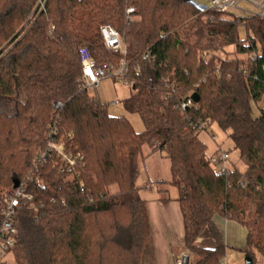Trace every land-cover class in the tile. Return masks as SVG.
I'll use <instances>...</instances> for the list:
<instances>
[{
	"label": "trees",
	"instance_id": "obj_1",
	"mask_svg": "<svg viewBox=\"0 0 264 264\" xmlns=\"http://www.w3.org/2000/svg\"><path fill=\"white\" fill-rule=\"evenodd\" d=\"M103 25L127 46L126 108L143 132L85 88L82 50L97 65L121 58L107 51ZM195 93L199 103L181 113L178 104ZM261 101L262 18L199 10L192 0H0V196L34 170L52 124L72 131L84 155L78 178L48 164L40 182H29L37 211H17L15 264H141L151 237L138 193L144 147L171 164L173 180L159 185L177 189L193 264H223L214 217L244 226L247 257L264 264L256 260H264V107L254 115ZM205 122L229 133L244 172L216 173L196 129ZM158 193L163 203L171 198ZM205 233L213 247L197 243Z\"/></svg>",
	"mask_w": 264,
	"mask_h": 264
},
{
	"label": "built area",
	"instance_id": "obj_2",
	"mask_svg": "<svg viewBox=\"0 0 264 264\" xmlns=\"http://www.w3.org/2000/svg\"><path fill=\"white\" fill-rule=\"evenodd\" d=\"M246 2L257 9L256 13L240 9L239 3ZM211 7L209 9L216 10L220 13L238 12L241 16H254L264 20V0H211ZM135 12L134 8H129L127 15ZM100 35L104 40L106 49L113 54L121 56L118 63L105 62L102 65H97L95 60L82 50V67H83V80L85 81V88H97L105 78L113 77L115 79L124 80L128 84H132L129 79L130 65L127 63V46L119 31L108 25L101 26ZM119 102H112L111 106H118ZM192 98L189 97L185 101H181L178 106L181 113L185 114L186 111L194 106ZM57 109H61L60 104H56ZM208 124H200L196 127L197 132L205 131ZM73 132L68 131L61 133L59 127L52 124L46 136V147L40 150L33 162V171L15 187L14 190L7 192V194L0 196V264H10L11 259L14 260L13 250L17 246L18 228L15 226V218L18 210L26 208L27 210L36 213L37 205L35 204V197L31 193H27L29 182H40L39 175L41 168L50 164L61 175L78 178L80 176V166L84 157L76 151L75 144L73 143ZM213 140L215 137L212 136ZM221 150V148H220ZM229 154L224 151L216 153L209 158L210 164L213 166L217 174H228L231 171L229 166ZM186 256H182L176 261V264H190L186 260ZM15 262V261H14ZM223 264H226L223 262Z\"/></svg>",
	"mask_w": 264,
	"mask_h": 264
},
{
	"label": "rangeland",
	"instance_id": "obj_3",
	"mask_svg": "<svg viewBox=\"0 0 264 264\" xmlns=\"http://www.w3.org/2000/svg\"><path fill=\"white\" fill-rule=\"evenodd\" d=\"M197 4L205 5L207 7H211V0H192ZM240 9H245L247 11L256 13L257 9L252 5L241 2L239 3ZM42 5V3H41ZM43 8V6H42ZM234 15L241 16L238 12L232 11ZM244 15V14H243ZM241 39L247 37V32L243 27L239 29ZM232 50V49H231ZM88 95L97 99L103 105L105 104L110 115L118 117L124 116L128 119L129 122L132 123V126L135 128L137 132H143L145 130L144 124L141 121L138 114H130L126 108V103L129 98L132 96V84H128L124 80L115 79L113 77L105 78L99 84V86L95 88L89 87L87 90ZM112 102H119L118 106H111ZM11 103L8 105L10 108ZM264 107V103L261 101L254 106V115H258L259 108ZM212 136L215 137L213 140ZM199 137L204 144H206L207 148V156L210 158L214 156L216 153H219L221 150L227 152L229 154V166L233 169L236 167L240 172H244L246 170V164L244 161L240 159L239 151L234 147L232 140L229 137V133L224 132L217 124H211L205 131L199 132ZM76 148V147H75ZM221 148V150H220ZM145 159L140 163V175L138 180V193L142 199H149L151 195L160 194L158 193L157 188L167 189L169 192V196L173 197V195L177 194V189L175 186L169 184L161 186L159 185V181H168L171 182L172 178V170L171 164L166 158L165 152H152L149 147H144ZM77 151V150H76ZM79 152V151H78ZM80 153V152H79ZM83 157L84 155L80 153ZM151 185V189L147 191L145 190V185L147 187ZM115 190V188H113ZM220 221L224 222V218H220ZM236 247V246H235ZM186 257L190 264L194 262V256L191 252H189L185 246ZM228 249V248H227ZM246 254L238 248H230L226 250V254H224L223 262L226 260L230 264H247L246 263ZM10 264H15L14 260L9 258ZM256 260L264 263L261 256L256 254ZM226 264H229L225 262Z\"/></svg>",
	"mask_w": 264,
	"mask_h": 264
},
{
	"label": "crops",
	"instance_id": "obj_4",
	"mask_svg": "<svg viewBox=\"0 0 264 264\" xmlns=\"http://www.w3.org/2000/svg\"><path fill=\"white\" fill-rule=\"evenodd\" d=\"M144 189L148 191L151 189V185L150 187L145 185ZM177 198L178 195L175 194L169 201L163 203L161 195L156 193L151 195L149 199H145L148 207L151 237L144 249L141 264H176L179 258L186 256L187 253L184 249L185 225ZM220 220L219 217H214L215 225L222 234L225 254L226 250L239 247V250L244 251L247 256L246 239L248 232L246 228L238 222L227 219L221 222ZM197 243L205 247L214 246V241L209 233L202 235ZM225 262L229 263L227 260Z\"/></svg>",
	"mask_w": 264,
	"mask_h": 264
},
{
	"label": "water",
	"instance_id": "obj_5",
	"mask_svg": "<svg viewBox=\"0 0 264 264\" xmlns=\"http://www.w3.org/2000/svg\"><path fill=\"white\" fill-rule=\"evenodd\" d=\"M192 3L194 4V6H196L199 10L201 9V10H206V9H208V7L207 6H205V5H199V4H197L196 2H194V1H192ZM191 98H192V100H193V102L195 103V104H198L199 103V101H200V96H199V94L198 93H195V94H193L192 96H191ZM15 184H16V186L15 187H18V182L16 181L15 182ZM186 260H187V258H186ZM246 263L247 264H251L252 263V261L250 260V258H246Z\"/></svg>",
	"mask_w": 264,
	"mask_h": 264
}]
</instances>
